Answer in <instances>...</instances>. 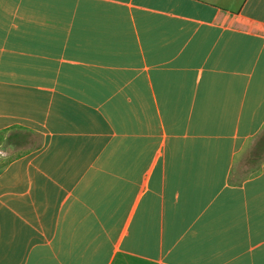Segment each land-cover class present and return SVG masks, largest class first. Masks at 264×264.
<instances>
[{
    "label": "crops",
    "instance_id": "crops-1",
    "mask_svg": "<svg viewBox=\"0 0 264 264\" xmlns=\"http://www.w3.org/2000/svg\"><path fill=\"white\" fill-rule=\"evenodd\" d=\"M6 131L0 264H264V0H0Z\"/></svg>",
    "mask_w": 264,
    "mask_h": 264
},
{
    "label": "rangeland",
    "instance_id": "rangeland-1",
    "mask_svg": "<svg viewBox=\"0 0 264 264\" xmlns=\"http://www.w3.org/2000/svg\"><path fill=\"white\" fill-rule=\"evenodd\" d=\"M13 134H3L0 137V157L3 162H7L10 159L15 158L21 151L26 150L35 143V139L28 137L25 139L24 144L18 146L14 145V142L10 137ZM258 145H261L262 149L258 151ZM264 157V133L260 135L252 144V147L242 156L238 162L239 177H244L252 172V168L256 165L255 162H259Z\"/></svg>",
    "mask_w": 264,
    "mask_h": 264
},
{
    "label": "trees",
    "instance_id": "trees-1",
    "mask_svg": "<svg viewBox=\"0 0 264 264\" xmlns=\"http://www.w3.org/2000/svg\"><path fill=\"white\" fill-rule=\"evenodd\" d=\"M14 132V133H13ZM11 132L13 135L10 137V141L12 140L14 142V145L18 146L20 144H24L25 139H27L28 137H32L35 139V143L33 144V148H37L41 145V137L40 135L33 133V132H20V131H13ZM8 133L7 131L4 133H0V137L3 134ZM262 149L261 145H258V151ZM20 155V154H19ZM264 157L259 161V162H255L257 165H259L262 161H263ZM11 160V159H10ZM3 162L2 158L0 157V172L8 165V163L10 162Z\"/></svg>",
    "mask_w": 264,
    "mask_h": 264
}]
</instances>
